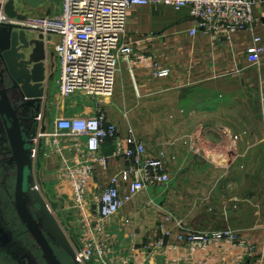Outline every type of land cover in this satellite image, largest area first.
I'll return each mask as SVG.
<instances>
[{
	"label": "built area",
	"instance_id": "obj_1",
	"mask_svg": "<svg viewBox=\"0 0 264 264\" xmlns=\"http://www.w3.org/2000/svg\"><path fill=\"white\" fill-rule=\"evenodd\" d=\"M8 0L0 1V23H12L5 14ZM61 13L45 17H28L25 25L45 36L47 47L60 65L57 79L60 114L53 122L54 132L40 133L35 140L34 160H40L38 146L43 151L50 141L65 165L69 192L66 210L73 213L74 227H67L59 207L55 216L67 235L79 264H249L258 256V247L247 237L232 230L216 232L195 231L163 205L156 228V238L140 243V232H127L134 217L123 212L142 193L150 189L167 188L172 182L167 164L149 156L148 144L134 129L119 132L106 113L99 108L93 116L65 115L66 102L85 95L94 99H109L116 88L117 74L124 62L157 69L149 58L138 55L129 44L123 43L128 13L133 7L151 5L189 10L194 27L191 37L207 36L214 45L232 43L240 33H254L257 20L256 0H59ZM58 37V42L50 37ZM264 54L263 39L254 36L248 50V62L259 67ZM160 78L170 71L156 72ZM55 75V74H54ZM48 112L42 108L38 118L44 122ZM51 137V140L46 139ZM71 138L68 155H61L63 139ZM61 142V144H60ZM113 147L106 155L103 148ZM63 147V146H62ZM66 148V147H64ZM122 167L112 173L109 185H100L98 169L109 172L113 162ZM63 168V167H62ZM59 169L58 174L61 173ZM41 181V180H40ZM50 208L49 194L41 191ZM89 202L91 203L89 205ZM153 203V201L151 202ZM77 228L79 234L75 235ZM126 237L119 240V235ZM129 241V242H128ZM128 242V243H127Z\"/></svg>",
	"mask_w": 264,
	"mask_h": 264
},
{
	"label": "crops",
	"instance_id": "obj_2",
	"mask_svg": "<svg viewBox=\"0 0 264 264\" xmlns=\"http://www.w3.org/2000/svg\"><path fill=\"white\" fill-rule=\"evenodd\" d=\"M20 3L25 5V0L16 1V8L19 11ZM256 3L254 14L257 23L254 33H240L234 37L232 43L217 45H214L207 36L199 35L196 38L190 36L189 31L194 27V22L187 9L177 11L172 7L155 5L133 7L128 13L123 43L131 45L138 55L151 59L157 65V69L124 62L117 74L116 88L111 98L106 100L87 98L88 100L84 102L86 98L78 101L76 100L78 96L66 102L65 115L93 116L99 103V108L106 113L108 119L118 126L120 134H126L131 127L146 143L149 142L147 138L144 139L139 135L162 133L198 135L208 130L212 132L211 128L214 129L212 125L220 116L217 114V111L221 110L218 108L219 100L221 101L220 92L226 89V93H222V99H226V103L231 102L229 99L233 98L234 92L233 90L230 92L228 88H234L236 83L243 86L250 84L253 79L247 70L252 68H258L261 81L263 79L264 54L260 68L248 62V50L255 35L263 39L264 46V0H256ZM25 7L26 9L20 12L28 17H45L61 13L59 0H45L36 8L27 5ZM28 36L31 38L30 35ZM50 39L52 43H57L59 40L54 36ZM161 70L170 71L169 76L158 77L156 72ZM47 71L48 75L55 74L50 98L46 102V110L51 115L47 132L53 134V122L61 113L57 107L59 104L57 79L60 76L57 58L54 59L53 68L51 61L47 64ZM217 72L225 76L209 77ZM236 74H239L241 78ZM157 118L165 119L164 124L156 122L154 119ZM113 150L111 145H107L103 148V153L111 155ZM148 152L149 156L153 157L149 149ZM50 154L45 146L40 158L42 168L39 172L43 188H45V180H49L47 177L58 173L57 169L59 165L61 166V159L57 155ZM121 167L120 161H114L109 172L98 169L100 185L103 188L107 187L112 173ZM200 177L212 182V189L206 190V186L202 185L195 202L187 196L184 197L188 208L195 204V215L199 225L193 226L188 222L187 216L177 214L172 207H169V210L191 229L193 227L201 230L208 229L202 232H216L227 229L229 226L235 227L237 224L247 234L255 227L257 232H251L250 237L257 244L258 256L249 264H264V207L259 208V214L262 215L260 221L252 223L250 192H247L246 197L245 192L241 194L233 191L232 184L227 187L222 186L223 189L220 185L214 186V183L221 181L235 182V175H200ZM142 194L123 212L125 215V212L129 210L130 216L134 217L133 225L127 232H140L138 236L140 243L145 242L142 237L147 236L145 231L149 230L146 227L143 228L144 221L141 223L139 220L144 206L138 203H144V198L150 200V197L153 199L154 196L162 197V193L154 191ZM159 212L160 210L154 216L157 220L156 224L153 220L147 224L148 229L157 228L158 219L161 218ZM119 238L121 241L126 240L123 234H120Z\"/></svg>",
	"mask_w": 264,
	"mask_h": 264
},
{
	"label": "rangeland",
	"instance_id": "obj_3",
	"mask_svg": "<svg viewBox=\"0 0 264 264\" xmlns=\"http://www.w3.org/2000/svg\"><path fill=\"white\" fill-rule=\"evenodd\" d=\"M19 8H21L20 11L26 9L24 4H21ZM247 72L253 81L246 86L236 83L234 88L229 87L228 90L234 92L233 98L229 99L231 102L226 103V99H222V93H226V89L220 92L221 101L219 100L218 108L221 110L219 109L220 112L217 111L220 116L215 119V123L212 125L214 129L211 128L212 132L208 130L198 135L163 133L139 135L149 141L147 142L148 149L153 157L161 159L167 164L172 178V182L167 188L150 189V192L162 193V197L154 196V199L150 197V200L144 198V203H138L144 206V211L140 214L139 220L141 223L144 221L143 228L146 227L149 230L148 232L145 231L147 236L142 237L145 242L156 238V229L150 230L147 227V224L155 220L154 216L158 213L156 206L163 205L173 213L169 210V207H172V210L177 214L187 216L188 222L192 223L193 226L199 223L195 215V204L188 208L184 202V197L187 196L195 202L202 185L206 186V190L212 189V182L206 181L200 175H235V182L221 181L214 183V186L220 185L223 189L222 186L227 187L232 184L233 191L241 194L245 192L246 197L247 192H250L253 211L251 212L252 223L258 222L262 218V215L259 214V208L264 207V75L261 81L258 68L249 69ZM224 76L220 72L214 73L212 76L209 75V77L215 78ZM236 76L241 78L239 74ZM87 98V96L81 95L76 100L85 99L84 102H86ZM154 120L164 124L163 120L165 119L157 118ZM46 139L51 140V137ZM63 141L60 144L61 155L64 157L68 155L67 149L72 140L65 138ZM46 147L50 153L56 150L52 143ZM60 168H62L60 174L55 173V175L47 177L49 180H45V188H41V191L44 194H49L50 200L59 204V207L62 205L61 210L63 211H60V214L63 216L67 227L71 228L75 225L73 218L75 210L65 211L67 198L64 192H69V187L67 178L62 175L65 172V165H59L57 170ZM152 201L153 203H151ZM145 206H147L146 209ZM125 213V215H130L129 210ZM159 213L162 217V212ZM156 222L157 220H155V224ZM254 228L247 234L237 224L235 227L229 226L227 229L237 232L255 243L250 237L251 232H257ZM193 229L201 232L208 231V229L201 230L194 227ZM79 231L80 229L77 228L75 235H78Z\"/></svg>",
	"mask_w": 264,
	"mask_h": 264
},
{
	"label": "flooded vegetation",
	"instance_id": "obj_4",
	"mask_svg": "<svg viewBox=\"0 0 264 264\" xmlns=\"http://www.w3.org/2000/svg\"><path fill=\"white\" fill-rule=\"evenodd\" d=\"M41 111L37 114V107L25 104L21 91L0 62V264H55L48 247L62 264H75L47 232L45 217L30 193V177L37 185L40 171L34 163L30 172L25 141L35 133L38 136L43 128L47 132L51 115L47 110L40 123ZM52 203L50 208L46 205L58 222Z\"/></svg>",
	"mask_w": 264,
	"mask_h": 264
},
{
	"label": "water",
	"instance_id": "obj_5",
	"mask_svg": "<svg viewBox=\"0 0 264 264\" xmlns=\"http://www.w3.org/2000/svg\"><path fill=\"white\" fill-rule=\"evenodd\" d=\"M16 1L17 0H8L4 7L5 14L13 22L0 23V62L4 64L7 76L13 85L21 91L25 104L33 108L37 107V114H39L42 108L46 106V102L49 101L52 91V82L55 75L54 73L48 75L47 64L51 61L53 68L54 53L47 47L45 36L41 31L25 25L27 15H24L16 8ZM44 1L45 0H25V5L36 8L44 3ZM28 35H30L31 38H29ZM9 110H11V108ZM42 133H46V128H43ZM37 138V133H35L31 138L25 141V144H28L26 147V156L30 172L35 163L33 151L35 149L34 140ZM38 149L40 153L43 152V141L40 142ZM36 166L40 171L42 168L40 160L36 162ZM30 178V193L34 195L36 206H40L41 213H43L45 217V228L47 232L55 239L58 245L72 257L74 263L79 264L76 261L75 252L67 235L60 227L56 218L50 213L41 193L36 189L33 178ZM40 182L39 180L38 183ZM18 198L21 200L20 194ZM26 200L27 198L25 197L22 203L25 204L24 202ZM52 208L57 211L59 204L56 202L52 203ZM47 249L52 255L54 263L62 264L58 257L49 250V247Z\"/></svg>",
	"mask_w": 264,
	"mask_h": 264
},
{
	"label": "bare ground",
	"instance_id": "obj_6",
	"mask_svg": "<svg viewBox=\"0 0 264 264\" xmlns=\"http://www.w3.org/2000/svg\"><path fill=\"white\" fill-rule=\"evenodd\" d=\"M0 1H2V0H0Z\"/></svg>",
	"mask_w": 264,
	"mask_h": 264
}]
</instances>
